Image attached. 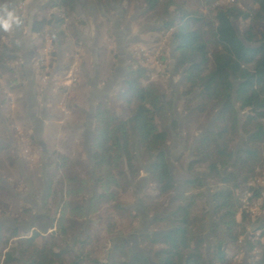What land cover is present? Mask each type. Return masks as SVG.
<instances>
[{"label": "trees", "instance_id": "1", "mask_svg": "<svg viewBox=\"0 0 264 264\" xmlns=\"http://www.w3.org/2000/svg\"><path fill=\"white\" fill-rule=\"evenodd\" d=\"M12 1L0 0V22L8 19L6 12ZM127 1L57 2L66 17L81 24L77 8L94 14L110 4ZM139 1L146 9L144 16L164 20L157 32H169L172 73L181 77V113L187 115L182 133L186 142H196L187 175L196 178L174 183L167 175L162 153L168 144L170 118L161 104L162 87L148 80L143 83L138 72L128 71L116 93L94 108L91 145L96 153L101 152L94 161V176L77 162H64L65 158L53 162L54 173L63 169L64 181V201L56 214L53 232L25 236L18 229L0 227L1 264H43L38 260L40 255L60 264H100L102 250L96 232L113 236L110 240H124L135 229V216L118 202L114 190L125 195L144 169L154 195L149 202L142 197L138 205L143 210V205L152 203L162 219H154L151 225L160 224L163 229L141 235L138 251L132 252L129 245L117 242L107 252V264H232L236 254L228 248L233 246L241 250V264H264V249L247 236L244 226L249 216L240 210L245 192L250 202L261 199L264 209V181L260 179L264 169V0H251L243 10L212 11L211 2L203 0L209 11L206 16L186 12L183 3ZM238 22L248 23L241 40L232 29V24ZM48 24L45 19L33 21L30 33L40 39ZM256 26H261L257 33ZM7 37L8 29L0 23V43ZM64 38L58 31L53 36V46L63 47ZM16 51L10 43L8 48L0 46V73L7 70L8 62L16 61ZM51 57H56V52ZM256 99L263 101L260 110L254 109ZM241 115L245 116L240 119ZM208 122L210 130L202 133ZM103 145L108 148L102 149ZM8 159L13 165V159ZM222 171L231 173V182L210 189V224V208L199 175L214 181ZM255 181H261L262 186ZM87 183L99 186L100 194L84 200L81 195ZM4 195L11 198L0 183V196ZM26 215L30 213L19 212L18 218L12 219L14 225L23 223ZM259 224H264L263 219ZM241 238L243 243H239Z\"/></svg>", "mask_w": 264, "mask_h": 264}, {"label": "rangeland", "instance_id": "2", "mask_svg": "<svg viewBox=\"0 0 264 264\" xmlns=\"http://www.w3.org/2000/svg\"><path fill=\"white\" fill-rule=\"evenodd\" d=\"M16 1L17 0H13L12 5L13 3H17ZM25 1L26 0H22L18 3L15 10L11 7H9L8 10L11 8L10 11H14L13 14L18 16ZM29 1L28 5H26L28 9L27 15L24 20L22 19L20 21L21 24L19 27V29L23 28L24 36H26L27 33L28 14L34 10V7L36 8L37 6L38 8H42L40 7L42 6L41 4H45L47 6L46 10L43 8L40 9L41 12L44 13L41 20L45 19L49 22V24L44 27L45 29L42 31L41 38L39 39L36 37L37 42H30L33 48L34 44H37V46H35V48H37L35 53L36 62H34V66L37 69L36 74L34 72V75H31L30 65L32 62L29 61V58H25L22 65L20 64L18 59V48L15 40L12 39L10 35V28L8 30V37L10 38L7 37L0 43L1 47L6 48H8L10 43L12 48L15 46L17 50L14 55L16 61L8 62L6 64L7 70L0 73V98L2 100L4 98V105L1 106L2 109L0 110V150L2 148H8V150L0 151V183L5 191L11 195L10 199L6 198L5 195L0 196V214L7 215L9 213L10 216L12 215L16 218L19 212H29L30 215L24 216L22 222L31 218L33 213L32 210H35L38 206L42 194L46 195V199L44 198V200H46L45 204L47 207L45 209L48 216H51L56 207L61 208L62 204L56 202L55 196L56 193L63 195L64 181L61 175L63 169L54 173L52 166L53 162L56 160L60 162V158H65L64 162H77L94 176V161L101 156V152L99 151L96 153L95 146L91 145V139L94 134L93 131H89L91 134L88 138L90 144L86 152L84 149L83 129L76 127L82 125L84 122L83 116L80 117V111H87L86 100L89 98V90L86 86L87 83L82 74L83 72L86 74L87 68V74L90 76L93 74L91 65L93 61H91L87 55L83 58H79V54H77V52L75 53V50L78 49L77 43L79 36L92 39L94 38V32H96L98 50L107 46H109L111 50H114L119 40L122 41V45L128 42L127 47L129 48L138 45L136 44L138 42L143 45L148 43L149 45L144 47L141 45V48H144V50L140 49L141 52L139 53L137 51L135 55L138 56V60H140L144 66H151L156 68V70H162V72L160 71L161 74L159 77L164 76L166 80L162 82L161 80H164V78L158 77V83L155 84L164 87V90L162 87V94L167 97L166 100H169V107H172L169 110L170 113L173 115V113L183 109V102L178 98L177 89L179 86L175 85L173 87L175 89L172 88L173 90H170L167 88L166 84L168 76L167 57L170 44L168 41L169 32L165 35H161L157 32L164 20L150 18L149 15L144 16L146 9L141 1L129 0L125 3L110 4L94 14L91 10L90 13L77 8L75 12L78 16L76 17L82 22L81 24H78V21L71 16L66 17L62 12H57L56 14L54 13L53 16H50V13L54 12L52 6L56 7L58 5L57 1L59 0H46L47 3L44 0ZM183 5L186 12L197 11L202 16H206L209 13L207 12L208 9L203 5L201 8L196 0H187V4ZM8 10L6 12L7 14L9 13ZM175 18L176 17H169L168 20L177 21ZM29 21H38V17L34 15ZM247 25L248 23L240 22L234 25L239 40H241V35L246 31ZM53 27L55 28L53 29ZM260 27L261 26L255 27L256 33L260 30ZM58 31H62L65 37V44L59 49L54 47L52 42L53 36L57 35ZM78 33H80L79 36ZM45 38L47 39L46 41ZM133 39H137V41L134 42L132 41ZM54 52H56V57L52 58L51 55L54 54ZM45 54L47 63L44 56ZM40 62H44V64ZM74 65L75 67L73 68ZM128 71L134 70L129 67ZM178 76L179 75H174V80H177ZM142 78H144L143 83L148 80L145 76ZM25 79H31L32 92L38 105L35 119L33 120V122H36L35 125L37 126L34 134L32 133V120L28 116L22 98V94L28 89V84ZM16 84L19 85V89L15 87ZM118 84L119 82L117 81L111 96L116 93ZM144 85L142 84V86ZM3 92L4 95H1ZM9 95L11 97H8ZM11 102L12 105L10 104ZM42 102H45V105L42 106ZM262 103V100L256 99L254 109L260 110ZM181 117H183V115H181ZM208 125H211V122H208L205 127L207 128ZM175 131L176 130L171 131L174 136L176 133ZM191 144L190 142L187 148L191 147ZM91 146L92 151L90 149ZM107 148V145L102 146V149ZM125 153L127 154L128 151ZM92 154H94L93 159ZM8 158L13 159V165L8 163ZM180 161L181 163L180 165L178 164V168H180L181 173L174 179L177 183H181V181L185 179L182 178L183 175H185L183 172V163L185 160L183 163L182 160ZM168 163H170V161H168ZM76 169L78 168H75V171ZM224 173V171L220 173L219 178H215L214 181H206L202 175H199L202 178L203 187L207 192V194L205 193V195L208 196V199L205 196L206 202L207 200L208 202L210 201L209 203L207 202L209 208L211 206L210 189L224 186L227 181L231 182L224 177ZM260 174V179L264 181V169ZM134 182H136V180ZM134 182L131 184H134ZM59 187L60 190L57 189ZM86 188L85 194L81 195V198L84 200L91 197L92 190L94 192V197L100 194L99 186H96L95 183H87ZM114 192L118 193L117 200L120 204H123V208L129 210L132 215L135 216L133 224L137 227L132 234L130 233L131 235L129 234L130 236L127 238V244L130 245L132 249L136 250L138 248V238L141 235H145L154 229L156 231L163 229V225L160 224L157 226L149 225L147 227L149 220L153 222L155 218L159 217L156 215L157 211L153 210L152 203H144L145 205L142 206L143 210L138 205V201L142 197L146 198V201L149 202L154 195V190L152 187H147L146 192L139 197L135 190L134 192L128 190L123 196L119 195L118 190H114ZM62 201H64L63 198ZM60 208L57 209V212ZM12 216L11 218H13ZM137 216L141 219H139V224ZM1 219L2 217L0 215V227L6 226L7 224ZM208 219L211 224L213 222L211 208L209 210ZM248 219L249 220H247L244 226L247 236H251V242L253 244H258L255 246L264 249V224H259V220L264 219V209H261L260 212L255 215L254 219H252L251 216H249ZM236 222L239 223V217L236 219ZM20 230L24 231L25 227L20 228ZM32 232L35 231H31L30 234ZM150 232L148 234H150ZM99 233L98 231L96 232V235L100 239L99 247L102 250L100 254V264H107V260H105L106 252L109 249V240L113 236L108 238L106 233H103V236ZM30 234H26L25 232L24 235L30 236ZM239 243H243L242 238L239 240ZM228 249L231 253L236 254L232 264H241L243 258L241 250L237 249L235 246ZM39 259L43 264H60L42 255L39 256Z\"/></svg>", "mask_w": 264, "mask_h": 264}, {"label": "crops", "instance_id": "3", "mask_svg": "<svg viewBox=\"0 0 264 264\" xmlns=\"http://www.w3.org/2000/svg\"><path fill=\"white\" fill-rule=\"evenodd\" d=\"M28 2H30V1L26 0L24 2V6H23L21 12L20 13L17 12L18 16L13 14L14 11H12V12L10 11L11 8L13 10H15L16 6L10 5L11 8L8 11L11 12L13 14V17H15L16 20H19V21H18V23L15 22V20L10 22L11 26L9 28H10V35H11L12 39L15 40L16 46L18 48V54H19L18 59L20 61V64L22 65V62L24 61L25 58H29V61L32 62L30 65L31 75H34L33 73L35 72V74H36V72H37V69L34 66V62H36L35 53H36V49H37V48H35V46H37V44L35 43L34 48H33L32 47L33 45H31V43H33V41H35V42H37V41H36V36L32 35L30 33V25L33 21L30 22L29 20L34 15H35V17H38V20H41L44 13H42L40 9L43 8L44 10H46L47 6L45 4L44 5L41 4L42 6H40V7H42V8H38L36 6V8L35 7L33 8L34 10L29 12V14H28V18H29L28 21L29 22L27 21V33H26V36H24L23 28L19 29V27L21 24L20 21L22 19L24 20L25 16L27 15L28 9L26 8V5H28ZM9 28H8V30H9ZM96 34L97 33L94 32V34H93L94 38L89 39V37L79 36L80 33H78V36H79L78 43H77L78 49L75 50V53L77 52V54H79V58L80 57L83 58L87 55V57L90 58L91 61H93V64L91 63L92 73H93L92 76L87 74L88 68L86 70V74H84V72H83V74L80 73L84 76L83 78L86 81V83H87L86 86L88 87V90H89V94H88L89 98H87L88 100H86L87 101V111L86 110L80 111L81 112L80 117L83 116L84 122L82 125L76 126V127L83 129V137H84V135L85 136L86 135L91 136L90 132L94 130V126H95L94 108H95V106L97 104L104 103V101L106 99H108V97H110L113 94V90L115 88L116 82L117 81L120 82L121 80H123L126 77L129 67H131L132 70L138 72L140 74V76H142V77L145 76L146 78H148V83H152V84L158 83L157 78L161 74L160 71L162 72V70H156V68H153L151 66L150 67L144 66L142 64V62L140 60H138L139 59V58H137L138 56L135 55L137 51L140 53L141 50H144V48H141V47L149 45L148 43H146V45H143V44L138 42V43H136L138 45H136L132 48H129V47H127L128 42L125 43V45H122V41L119 40V42L117 43L114 50H111L109 46L104 47L101 50H98V47L96 44ZM8 38H10V37H8ZM22 39H25V40H22ZM103 41H106V40H103ZM132 41L135 42V41H137V39H133ZM168 52H169L168 57H167V72L168 73L165 72L168 75V76L166 75L167 76L166 84H167L168 89L173 90V89H175V88H173L175 85L179 86L180 79L178 77L177 80H174V77H173L172 59H171L172 49H171L170 44L168 47ZM74 67H75V65L73 66V68ZM77 71H78V69H77ZM76 77H78V76H76ZM159 78H164V80H161L162 82H165V80H166V77H164V76H162V77L160 76ZM31 79H25L26 83L28 84V89L26 90V92H24V94H22L23 95L22 98L24 100L25 108L27 109L28 116L32 120V133L34 134L35 129H36V127H35L36 122H33V120L35 119L36 109H37L38 105H37L36 98L34 97L33 92H32ZM153 79H154V81H153ZM157 85H159V84H157ZM159 86H161V85H159ZM15 87L19 89L18 84H16ZM161 87H163V86H161ZM163 90H164V87H163ZM177 90H178V95H180V87ZM0 93H1V90H0ZM1 95H4V92ZM8 97H11V96L9 95ZM161 98H162L161 104L165 107V109L168 113V116L170 118V122L168 125V130H170L169 137H168V144H167V148L163 151V156H162L163 160L162 161H163L165 166H168L170 168V174L172 177L171 180L174 183H177L174 181V179L177 178V175L179 176L181 173L180 168H178V164L180 165V163H181L180 160H182V163L185 160V162L183 163V172L185 173V175H183V177H182L185 179H183L182 181L192 180L196 177L187 175V169H188V166L190 165V162H191L190 151L192 150L194 143L191 144V147L187 148V145L190 144V142L189 141L186 142V140L183 139L184 137H183V133H182L183 124L186 120L187 115L182 114L181 111H177L176 113H173V115H172L169 111L172 108V107H169L170 106L169 100H166L167 97L164 94H162ZM178 98L180 99L179 96H178ZM18 99H19V96H18ZM180 100L182 102H184V100H182V99H180ZM3 102H4V98H3V100L1 99V101H0V110L2 109L1 106L4 105ZM10 104L12 105V102ZM43 105H45V102H42V106ZM29 107H31V108L29 109ZM43 113H44V111H43ZM181 115H183V117H181ZM171 125H173V129L171 128ZM210 128H211V125H208V127L207 128L205 127L204 129H206L208 131V130H210ZM172 130H176L175 136L171 132ZM185 152H187V153H185ZM168 161H170V163H168ZM144 171H145V169H144ZM144 171H142L140 178L134 184H130V190H132V192H134V190H135L138 197L141 196L143 193H145L147 187H149L147 185L146 176H144L145 175ZM224 172H225L224 177L229 179V177L231 176V173L228 171H224ZM175 174H176V176H175ZM57 189L60 190V187ZM91 196L94 197L93 190H92ZM50 197H51V195H50ZM44 198L46 199V195L42 194V198L40 199L38 206L36 207L35 210H32L33 213L31 215V218L29 220L23 222V223H20L17 226H15L13 221H12V219H16L14 216L11 215L13 217V218H11L9 213L7 215L2 216L1 220L7 224L3 228L9 229V230L18 229L23 235L25 234V232H26V234H30L31 231H35L36 233H38L41 236H45V235L52 233L54 230V222H55V218H56V214H57V209L60 207H56L54 209V211L52 212L51 216H48V214L46 213V209H45L47 207L45 204L46 200H44ZM62 198L64 200V195H62L60 193H56V196H55L56 202H60L59 204H61L63 202ZM157 218L162 219V217H160V216ZM157 218H155V219H157ZM137 219H138V224H139L140 218L138 216H137ZM151 223H152L151 220H149L147 227L149 225H151ZM22 227H25L24 231L20 230V228H22ZM153 233H156V232H153ZM127 238L128 237H126V240H127ZM110 241H109V244H110ZM115 244H113V245L110 244L109 249H110V246H114ZM129 247H130V245H129ZM107 252H106L105 260H107ZM100 259L101 258H99V262H100ZM38 260L40 261L39 258H38Z\"/></svg>", "mask_w": 264, "mask_h": 264}, {"label": "built area", "instance_id": "4", "mask_svg": "<svg viewBox=\"0 0 264 264\" xmlns=\"http://www.w3.org/2000/svg\"><path fill=\"white\" fill-rule=\"evenodd\" d=\"M46 2V0H44ZM169 2L172 3H183V4H187V0H167ZM201 8H202V1L203 0H196ZM211 2V6H210V11H212L213 9H223V8H235V9H239V10H243L244 6H249L251 3V0H206ZM47 3V2H46ZM59 3V2H58ZM204 6V5H203ZM208 9V8H207ZM52 10L54 11L53 13H50V16H53L54 13L56 14L57 12H62L61 7H59V5H57L56 7L52 8ZM207 12H209L207 10ZM61 18V17H60ZM47 39L45 38V41ZM46 58V54L44 55ZM45 61V59H44ZM43 63L44 62H40ZM46 63H47V58H46ZM45 63V65H46ZM255 184H257L258 186H262V182L261 181H255ZM249 187V185H248ZM243 199L241 200V211H245L246 214L248 216H251L252 219H254L255 215L258 214L261 210L262 207V203H261V199H257L254 200L253 202L249 201V194L247 192H245L244 196L242 197Z\"/></svg>", "mask_w": 264, "mask_h": 264}, {"label": "water", "instance_id": "5", "mask_svg": "<svg viewBox=\"0 0 264 264\" xmlns=\"http://www.w3.org/2000/svg\"><path fill=\"white\" fill-rule=\"evenodd\" d=\"M232 29L234 30V32H235V34H236V37H237V33H236V31H235V28H234V25L232 24ZM238 38V37H237ZM240 43H241V41H240ZM171 46V45H170ZM172 49V48H171ZM171 59H172V57H171ZM233 101H234V99H233ZM31 107H29V109H30ZM247 114H249V112L247 113ZM246 115V114H245ZM245 115H241L240 116V119L241 118H243ZM239 122H240V120H239ZM35 127H37L36 125H35ZM205 132H207V130H204L202 133H205ZM35 133V132H34ZM202 133L200 134V136L202 135ZM90 135H84V137H83V139H84V149H85V151L87 152V147H88V145H89V140H88V137H89ZM199 136V137H200ZM198 139V138H197ZM241 138L239 139V142H238V144H237V146L240 144V142H241ZM204 178H205V176L204 175H202ZM202 186H203V181H202ZM205 189V188H204ZM205 193L207 194V192H206V190H205ZM206 197H207V199H208V196L206 195ZM207 202H208V200H207ZM210 202V201H209ZM208 202V203H209ZM136 229V228H135ZM135 229L133 230V232L135 231ZM117 242H121L122 244H126L125 243V240H121V239H114V240H111L110 241V244L111 245H113V244H115V243H117ZM132 249V248H131ZM133 251H138V248L136 249V250H134V249H132V252Z\"/></svg>", "mask_w": 264, "mask_h": 264}, {"label": "clouds", "instance_id": "6", "mask_svg": "<svg viewBox=\"0 0 264 264\" xmlns=\"http://www.w3.org/2000/svg\"><path fill=\"white\" fill-rule=\"evenodd\" d=\"M14 20H15V22L18 23V20H16V18L13 17V14L11 12H9L8 13V19L4 20V21H2L0 23H2V26L4 27V29L7 30L11 26L10 22H12Z\"/></svg>", "mask_w": 264, "mask_h": 264}, {"label": "flooded vegetation", "instance_id": "7", "mask_svg": "<svg viewBox=\"0 0 264 264\" xmlns=\"http://www.w3.org/2000/svg\"><path fill=\"white\" fill-rule=\"evenodd\" d=\"M179 78H180V80H181V77H179ZM179 83H180V81H179ZM161 99H162V98H161ZM186 117H187V116H186ZM172 126H173V125H171V128H172ZM204 130H206V129H204ZM208 131H209V130H208ZM169 132H170V130H168V136H169ZM183 139H184V138H183ZM183 141H184V140H183ZM195 143H196V142H194L193 146L195 145ZM89 144H90V141H89ZM191 151H192V150H191ZM191 151H190V155H191ZM162 156H163V153H162ZM166 171H167V175L169 176V178L172 179L171 174H170V168H169L168 166H166ZM144 176H145V175H144ZM263 193H264V192H263ZM135 228H136V227H135ZM132 232H133V231H132ZM132 232H131V234H132ZM131 234H130V235H131ZM130 235H129V236H130ZM129 236H128V237H129ZM124 240H125V243L127 244L128 241H127L126 239H124ZM112 247H113V246H110V249H111Z\"/></svg>", "mask_w": 264, "mask_h": 264}]
</instances>
